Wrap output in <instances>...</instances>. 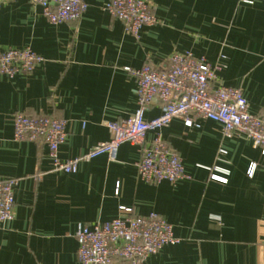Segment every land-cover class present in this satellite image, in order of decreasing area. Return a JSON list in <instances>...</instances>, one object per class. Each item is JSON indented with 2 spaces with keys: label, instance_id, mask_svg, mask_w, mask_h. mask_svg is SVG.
I'll return each instance as SVG.
<instances>
[{
  "label": "crops",
  "instance_id": "1",
  "mask_svg": "<svg viewBox=\"0 0 264 264\" xmlns=\"http://www.w3.org/2000/svg\"><path fill=\"white\" fill-rule=\"evenodd\" d=\"M108 1L83 0L79 21L57 25L30 0L0 6V51L30 48L44 60L30 74L0 75V177L17 180L13 220L0 228V264H79L77 230L117 218L121 206L157 214L177 239L143 264H264V155L244 136L224 137L218 123L174 119L121 144L114 159L84 158L72 174L53 171L40 141H14V114H44L65 121L58 158L86 157L112 138L108 123L137 110L135 80L124 68L162 71L173 53L211 66L224 56L217 85L240 89L251 115L264 113V0H148L156 24L139 40L103 11ZM159 115L154 104L143 118ZM156 135L188 180L138 179L135 164ZM213 167L228 171L226 183L210 179Z\"/></svg>",
  "mask_w": 264,
  "mask_h": 264
},
{
  "label": "built area",
  "instance_id": "2",
  "mask_svg": "<svg viewBox=\"0 0 264 264\" xmlns=\"http://www.w3.org/2000/svg\"><path fill=\"white\" fill-rule=\"evenodd\" d=\"M15 0H0V6ZM42 9V15L52 25L76 23L87 8L83 0H30ZM110 17L123 23L126 33L139 40L142 29L152 27L156 19L148 0H109L102 7ZM224 56L214 66L204 58L193 54L173 53L167 67L158 71L145 63L139 69L124 68L135 80L133 91L137 110L130 120L110 122L107 128L112 134L108 143L93 149L86 157L67 161L58 158V148L66 139L65 121L48 115H13L14 141H40L47 146L53 171L72 174L85 158L107 154L114 159L117 148L126 142L142 141L149 132L168 126L174 119L186 127H198L199 120H209L222 126L224 137L240 135L251 141L253 148L264 155V113L251 115L247 101L240 89L217 85V72L222 67ZM44 62L30 48L0 51V75L12 78L30 74ZM158 104L160 115L150 121L143 118L147 109ZM220 153H224L220 150ZM138 179L147 185L162 182L176 184L188 180L184 166L177 153L170 149L159 135L142 149L135 164ZM255 164L247 170L252 177ZM210 179L226 183L228 171L218 167L206 169ZM17 180L0 177V228L13 220L14 189ZM117 218L80 227L75 235L78 241L76 252L79 264H114L115 260L127 264H143L163 247L174 244L172 226L155 213L145 217L136 216L127 207H118Z\"/></svg>",
  "mask_w": 264,
  "mask_h": 264
}]
</instances>
